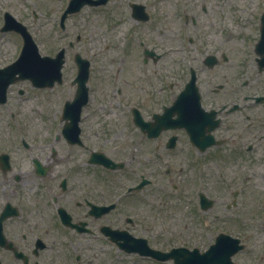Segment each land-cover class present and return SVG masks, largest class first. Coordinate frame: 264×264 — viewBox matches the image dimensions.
<instances>
[{
    "label": "flooded vegetation",
    "instance_id": "flooded-vegetation-1",
    "mask_svg": "<svg viewBox=\"0 0 264 264\" xmlns=\"http://www.w3.org/2000/svg\"><path fill=\"white\" fill-rule=\"evenodd\" d=\"M131 1L126 0L123 6L128 21V47L123 55L128 56L129 51L137 57L144 55L145 48L140 46L145 38L159 55L151 60L157 61L165 55L164 44L151 36L157 11L147 25L132 17ZM207 2L209 5L190 0V75L196 73L201 93L198 120L194 119L190 134L177 129L149 136L138 129V135L129 130L119 135L100 128L99 117L104 112L91 110L89 117L79 121L80 140H73V128H63L66 119L62 112L46 111L48 133L38 131L34 136L23 105L33 101L35 91L48 88L35 87L28 80L12 82L2 100L5 79L0 80V264H123L115 252L122 253L114 237H121L118 241L144 237L152 247L162 245L156 234L157 221H167L172 216L168 212L177 209L186 211L190 219L194 217L190 210V159L205 169L200 178L212 200L205 209L202 229L196 232L199 239H190V248L208 252L215 264H264V42H259L264 0H258L246 18L251 29V58L245 60L242 48L228 47L216 25L223 0ZM0 19L4 22L3 13ZM4 35L2 45L9 43L15 51L11 56L0 49V68L12 61L21 44L15 32ZM66 39L74 51L76 44L83 43L81 37L72 43L69 34ZM135 40L138 46L132 47ZM78 51L94 63L95 56ZM251 70L256 71L254 77L243 76ZM67 84L75 90L73 79ZM110 88L91 89L90 85L89 93L100 94L97 102L105 104L110 101ZM190 111H195L194 104ZM40 113L33 112L36 117ZM173 136L174 148L170 147ZM94 151L97 154L92 156ZM98 151L122 162L120 168L100 161ZM178 164L188 168L184 190L174 182V174L180 173L172 166ZM165 178L170 182L169 188L165 187L169 194L152 186L162 185ZM143 180L145 184L137 190ZM148 185V191H142Z\"/></svg>",
    "mask_w": 264,
    "mask_h": 264
},
{
    "label": "rangeland",
    "instance_id": "rangeland-1",
    "mask_svg": "<svg viewBox=\"0 0 264 264\" xmlns=\"http://www.w3.org/2000/svg\"><path fill=\"white\" fill-rule=\"evenodd\" d=\"M6 0H1V2L4 4ZM14 4L15 8L19 12L16 13L18 16L23 15V13L26 11V6L28 5L29 10L34 7L36 11L40 14V18L36 20L34 23L31 20H28L30 22L29 26H32L33 33L40 44V49L42 53H47L49 51H52L57 44L60 42V32L61 29L59 28L58 23V16L61 11V8H58L59 5H62L64 2H67L68 0H11ZM226 3L225 6L221 11V14L219 15L220 18L218 19V24L222 29V36L226 38L232 47H241L243 51L244 49V40L248 33L251 34L250 26L248 25V20L246 19L251 14L247 12V8L252 4L253 0H224ZM46 3H49L47 5ZM175 0L171 3L169 1H165L163 3V6L160 7L158 11L165 12L168 11L167 15L158 17V24L159 26H163L166 28H174L178 26V23L176 21V15L172 12V7L174 8ZM104 10V14L107 15L108 13V7H104L99 9L98 17L95 16H86L83 20L81 19V16L90 14V8L86 7L85 10H83L79 15V19L81 23L85 26H89L90 24L94 23L96 29H99L100 34V41H99V48L106 45V43H110V53H113V49L117 50L114 52V63L111 67H108L107 70H100L99 72L104 73V77L102 79L110 80L111 75L114 79V75L117 73L118 69L121 68L122 65V72L123 74L129 75L130 69H134V72L137 73V69L139 67L138 63V57L135 55L134 51H129V55L124 57L123 63L120 62V54L122 53V49L125 47V39L123 37V25L124 22H115L113 21V27L109 28V24L107 22H104V19L101 17L102 12ZM94 11V10H93ZM21 12H23L21 14ZM220 13V12H219ZM107 20V18H106ZM83 21V22H82ZM78 18H70L69 24L71 26V29H73L78 24ZM209 25V24H208ZM214 28L213 26H210ZM109 28V29H108ZM89 30V28H88ZM58 32V33H57ZM90 32V30H89ZM152 34V32H151ZM92 35V34H91ZM180 26H179V33L178 35L173 36H167L162 37L160 39L161 44H177L180 41ZM103 38H107V41H103ZM43 43H40V42ZM4 45V44H3ZM104 48V47H103ZM4 50H7L9 54L12 56L15 48L13 49L9 43H6ZM244 57L247 56L245 52H243ZM170 58V55L165 56L164 60H168ZM120 64V66H119ZM128 65H137V66H131ZM158 67V70H165L163 67ZM69 71V68L67 69ZM186 73V77H187ZM181 79V77H179ZM139 83L138 85H147L146 82L144 83L143 76L139 74ZM175 79V78H172ZM126 85V83H124ZM130 85V83L128 84ZM49 96L47 94H43L41 96L34 97L32 102H27L24 106L26 120L28 121L29 127L32 131V134L34 136L38 135V131H41L42 134L48 133V124L46 120V111H57L58 103H55L54 96H52L51 99L48 98ZM142 99V98H141ZM144 100V99H142ZM151 104V105H150ZM158 106L156 103H148L147 105L143 104L146 109L149 111L151 106ZM114 108L117 110V106H114ZM33 112H42L37 117L33 114ZM113 116L111 115V112H108V117H101L99 119V126L100 128H105L108 130H117L119 128H123L127 126L126 119H120L119 116H115L116 112H112ZM118 114V113H117ZM119 135H122V132H119ZM195 170H190V196L192 195V189L195 186ZM144 192L148 191L147 188L145 190H142ZM246 196V194L244 195ZM191 199V197H190ZM191 207V205H190ZM183 208V207H182ZM181 213L183 211H180ZM184 213V212H183ZM201 214V213H200ZM202 215V214H201ZM179 218V223L176 221V218ZM198 219H201L199 215L197 216L195 214V220L193 226L190 227L189 225L185 224V218L183 215H180L178 213L174 214L173 217H170L168 220L169 226L167 227V230L163 233V242H171L166 245L173 244L172 240L175 238V236L179 233L178 231L175 232L177 228H179V231L186 235V238L190 239V229L194 228L196 224H200L201 220L198 221ZM164 246V248H165ZM130 261L134 262V264H173L171 261H164V262H150V261H144L143 259L136 258L134 256H129ZM126 262V261H125Z\"/></svg>",
    "mask_w": 264,
    "mask_h": 264
},
{
    "label": "water",
    "instance_id": "water-1",
    "mask_svg": "<svg viewBox=\"0 0 264 264\" xmlns=\"http://www.w3.org/2000/svg\"><path fill=\"white\" fill-rule=\"evenodd\" d=\"M177 264H190V257H184L182 259H176Z\"/></svg>",
    "mask_w": 264,
    "mask_h": 264
}]
</instances>
